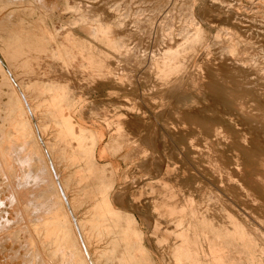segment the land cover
I'll return each mask as SVG.
<instances>
[{
    "label": "rangeland",
    "instance_id": "obj_1",
    "mask_svg": "<svg viewBox=\"0 0 264 264\" xmlns=\"http://www.w3.org/2000/svg\"><path fill=\"white\" fill-rule=\"evenodd\" d=\"M263 127L264 0H0V264H264Z\"/></svg>",
    "mask_w": 264,
    "mask_h": 264
},
{
    "label": "bare ground",
    "instance_id": "obj_2",
    "mask_svg": "<svg viewBox=\"0 0 264 264\" xmlns=\"http://www.w3.org/2000/svg\"><path fill=\"white\" fill-rule=\"evenodd\" d=\"M174 70V69H173ZM183 76V75H182ZM184 76H186V74L184 75ZM181 79V78H180ZM184 80V79H183ZM182 82V81H181ZM173 87V86H172ZM178 87H174V89H176V90H178L177 89ZM183 88V87H182ZM175 90V91H176ZM180 90V89H179ZM175 93V92H174ZM178 94V93H177ZM19 95H21V94H19ZM180 95V94H179ZM179 95H176V96H178V97H180ZM186 95V94H185ZM182 96V95H181ZM168 97V96H167ZM177 97V98H178ZM172 100V99H171ZM178 100V99H177ZM187 99H185V101H186ZM170 101V100H169ZM168 101V102H169ZM23 102H24V107H25V110H26V113H30L31 111H30V106L27 104V102H26V100L25 99H23ZM173 102H175V101H173ZM164 105V104H163ZM153 114V113H152ZM195 116H198V118L199 119H203L201 116H199V115H196L195 114ZM66 122L68 123V127H70L71 129H73V127H74V124L70 121V117H68V116H66ZM158 120V119H157ZM153 122V121H152ZM150 123V122H149ZM158 124V123H157ZM246 124V123H245ZM252 124V123H251ZM149 125V124H148ZM254 125H255V123H254ZM258 126V125H257ZM151 128V127H150ZM245 128V127H244ZM258 128V127H257ZM264 128V127H263ZM263 128H262V130H263ZM153 129V128H152ZM260 129V128H259ZM251 130V129H250ZM257 130V129H256ZM151 132V131H150ZM263 132V131H262ZM260 133V132H259ZM149 134V133H148ZM152 134V133H151ZM150 134V135H151ZM155 134V133H154ZM254 134V133H253ZM259 135V134H258ZM147 136H149V135H147ZM192 136V135H191ZM143 137V136H142ZM144 138V137H143ZM147 138V137H146ZM167 138V137H166ZM148 139H151V138H148ZM254 139V138H253ZM256 140V139H255ZM150 142V141H149ZM261 143V142H260ZM263 143V142H262ZM254 147H258V143L257 142H255V141H253L252 143H251ZM264 144V143H263ZM264 147V146H263ZM170 149V148H169ZM151 155V154H150ZM151 157V156H150ZM152 158V157H151ZM151 160V159H150ZM162 160V159H161ZM155 161V160H154ZM151 163V162H150ZM161 164V163H160ZM155 165V164H154ZM164 169V168H163ZM167 169V168H166ZM42 170V169H41ZM162 170V169H161ZM42 172V171H41ZM169 174V173H168ZM44 174L43 173H41L40 175H39V179H36L37 181H36V183H37V185H39V186H41V185H43V184H48V185H46V186H48V188H47V191H49V190H51L52 189V184L54 185V187L56 188V191H57V194H58V197H59V199L61 200V201H67V199H66V196L63 194V190H60V189H58V187H57V185H56V182L58 183V179H56V181H55V179L54 178H52V184H51V182H49V181H47V179L45 178V176H43ZM49 182V183H48ZM9 185V184H8ZM43 186H45V185H43ZM10 188V187H9ZM15 188V187H14ZM50 188V189H49ZM12 189V188H11ZM24 192V191H23ZM26 198V197H25ZM53 199V198H52ZM122 200V199H121ZM22 202V201H21ZM52 202H54V200H52V201H49V202H45V203H48V205L49 206H51V203ZM34 204V203H33ZM63 204V203H62ZM122 204H123V202H122ZM47 205V206H48ZM57 206H59V205H57ZM195 212V211H194ZM22 217V216H21ZM44 219H46V218H44ZM56 220H60L59 218H55ZM65 219V218H64ZM47 220V219H46ZM66 220H64V223L66 224V222H65ZM241 231V230H240ZM56 234H57V236L59 237V238H62V239H66L67 237H68V232L65 230V226L63 225V224H61V225H59L58 226V228L56 229ZM244 234V233H243ZM241 235V234H240ZM242 237V236H241ZM51 245V244H50ZM75 250V249H74ZM72 252V251H71ZM72 255V254H71ZM73 257V256H72ZM230 259V258H229ZM233 259V258H232Z\"/></svg>",
    "mask_w": 264,
    "mask_h": 264
}]
</instances>
